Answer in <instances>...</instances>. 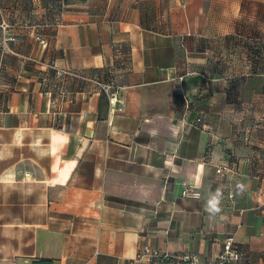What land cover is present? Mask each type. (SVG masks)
I'll return each mask as SVG.
<instances>
[{
	"label": "crops",
	"instance_id": "1",
	"mask_svg": "<svg viewBox=\"0 0 264 264\" xmlns=\"http://www.w3.org/2000/svg\"><path fill=\"white\" fill-rule=\"evenodd\" d=\"M5 37L3 264L211 260L231 235L264 264V0H0ZM54 69L114 79L124 112Z\"/></svg>",
	"mask_w": 264,
	"mask_h": 264
},
{
	"label": "built area",
	"instance_id": "2",
	"mask_svg": "<svg viewBox=\"0 0 264 264\" xmlns=\"http://www.w3.org/2000/svg\"><path fill=\"white\" fill-rule=\"evenodd\" d=\"M57 3H63V0H56ZM63 5V4H62ZM8 28V24L4 22L3 29L6 30ZM8 38L5 37L3 42L0 44V47L4 49L7 48ZM40 43L44 46H47V40L44 39L42 36L38 37ZM13 52V50H10ZM60 75H67L72 78L82 79L87 83L96 86V88L108 96H110L111 103L115 106V109L119 112H124L125 110V102L119 98L118 86L116 82H109L104 83L100 81V79L94 77H88L81 73L77 74L73 71H64L59 73ZM119 104V107L117 106ZM227 171L225 167H221L218 169V173L224 174ZM183 196L192 197L195 199L201 198V193L194 192L189 186L185 185L183 191ZM247 259V253L243 251L240 245L236 242V237L231 235L226 239L223 244L222 250L215 259L211 260H204L200 257L199 254L194 252H187V254H176V253H169V252H161L160 250H154L149 247H144L141 251L138 262H146V263H158V262H167L169 264H245ZM0 264H3L0 261Z\"/></svg>",
	"mask_w": 264,
	"mask_h": 264
},
{
	"label": "trees",
	"instance_id": "3",
	"mask_svg": "<svg viewBox=\"0 0 264 264\" xmlns=\"http://www.w3.org/2000/svg\"><path fill=\"white\" fill-rule=\"evenodd\" d=\"M56 1V0H55ZM69 1L70 0H63V3H57V5H58V8H59V12L60 13H63V11L65 10V8L66 7H68L69 6ZM63 4V5H62ZM42 37H44V36H42ZM75 73H77V74H79V73H81V74H83V75H85V76H88V77H91V78H94V77H96V78H98V79H100V81H102V82H104V83H109V82H115V80L114 79H112V78H109V79H105V78H103L102 76H101V74L100 73H98V72H94V73H91V72H88V71H84V70H79V71H74ZM53 74H55V75H58V76H60L61 78H63V79H65V78H70V79H74V80H79V79H77V78H72V77H70V76H67V75H60L59 74V72H58V70H53ZM80 80H82V79H80ZM83 81V80H82ZM84 82V81H83ZM84 83H86L87 85H90L89 83H87V82H84ZM95 88H96V86H95ZM45 264H46V262H45ZM48 264H53V262H48Z\"/></svg>",
	"mask_w": 264,
	"mask_h": 264
},
{
	"label": "clouds",
	"instance_id": "4",
	"mask_svg": "<svg viewBox=\"0 0 264 264\" xmlns=\"http://www.w3.org/2000/svg\"><path fill=\"white\" fill-rule=\"evenodd\" d=\"M219 205V193H216L213 195L209 201H208V208L212 212H218L220 209L218 207Z\"/></svg>",
	"mask_w": 264,
	"mask_h": 264
}]
</instances>
